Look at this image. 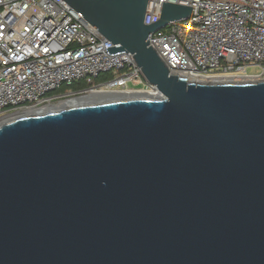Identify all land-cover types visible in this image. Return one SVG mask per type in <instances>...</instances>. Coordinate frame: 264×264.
Listing matches in <instances>:
<instances>
[{
  "label": "water",
  "instance_id": "water-1",
  "mask_svg": "<svg viewBox=\"0 0 264 264\" xmlns=\"http://www.w3.org/2000/svg\"><path fill=\"white\" fill-rule=\"evenodd\" d=\"M64 1L161 95L0 122V264H264V79L169 74L149 37L191 6Z\"/></svg>",
  "mask_w": 264,
  "mask_h": 264
},
{
  "label": "built area",
  "instance_id": "built-area-1",
  "mask_svg": "<svg viewBox=\"0 0 264 264\" xmlns=\"http://www.w3.org/2000/svg\"><path fill=\"white\" fill-rule=\"evenodd\" d=\"M163 1L193 7L190 17L149 37L169 74L195 82L262 80L264 0H148L145 24L159 19ZM115 45L64 0H0V121L90 91L161 95L130 52L107 53ZM249 66L262 70L247 73ZM102 73L111 78L94 83ZM78 81L87 87L51 93Z\"/></svg>",
  "mask_w": 264,
  "mask_h": 264
},
{
  "label": "bare ground",
  "instance_id": "bare-ground-1",
  "mask_svg": "<svg viewBox=\"0 0 264 264\" xmlns=\"http://www.w3.org/2000/svg\"><path fill=\"white\" fill-rule=\"evenodd\" d=\"M109 96H115V97H121V96H131L132 98H148L146 96H152V95H148L147 93H135L133 95H127L124 93H119V92H112V91H103V90H99V91H90L86 96H80V97H68L66 99L63 100H59V102L53 103V104H49V105H45V106H41L38 107L36 109H30L27 112H35V111H41V112H46V111H54V110H58L61 108H67L70 106H76V105H82V104H89L92 102H96L95 100H102L104 98H107ZM130 97V98H131ZM4 121V120H2ZM0 121V122H2Z\"/></svg>",
  "mask_w": 264,
  "mask_h": 264
},
{
  "label": "trees",
  "instance_id": "trees-1",
  "mask_svg": "<svg viewBox=\"0 0 264 264\" xmlns=\"http://www.w3.org/2000/svg\"><path fill=\"white\" fill-rule=\"evenodd\" d=\"M111 78V73H102L97 78H95L94 83H101L105 80H108ZM87 87V85L83 81L74 82L70 85H62L58 89L51 92L52 94H60L65 93L68 91L72 92H78L80 90H83Z\"/></svg>",
  "mask_w": 264,
  "mask_h": 264
},
{
  "label": "rangeland",
  "instance_id": "rangeland-1",
  "mask_svg": "<svg viewBox=\"0 0 264 264\" xmlns=\"http://www.w3.org/2000/svg\"><path fill=\"white\" fill-rule=\"evenodd\" d=\"M261 70H262V69H261V67H259V66H249V67H247V69H246L247 73H251V74L259 73ZM261 78H262V80H263V79H264V75H262ZM242 81H244V80H242ZM249 81H255V80L251 79V80H249ZM128 86H130V87H134L135 85L132 84V83H129ZM139 87H141V86L139 85ZM68 97H72V96H68ZM68 97L62 98L61 100L66 99V98H68ZM59 100H60V99H59ZM61 100H60V101H61ZM58 102H59V101H58Z\"/></svg>",
  "mask_w": 264,
  "mask_h": 264
}]
</instances>
